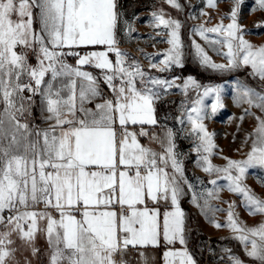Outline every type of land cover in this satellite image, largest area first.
Instances as JSON below:
<instances>
[{
	"label": "snow or ice",
	"instance_id": "obj_1",
	"mask_svg": "<svg viewBox=\"0 0 264 264\" xmlns=\"http://www.w3.org/2000/svg\"><path fill=\"white\" fill-rule=\"evenodd\" d=\"M164 2L177 11L184 8L179 0ZM226 2L232 7L219 24L191 29L192 36L226 48L222 54L226 63L214 62L195 39L191 47L202 67L223 73L250 66L264 82V45L246 40L239 23L245 0ZM218 3L206 0V7L216 9ZM256 4L254 10L264 11V0H256ZM201 16L208 13L201 11L192 18ZM138 19L122 14L119 0H0V224L7 229L0 232V264H6L12 254L9 245L14 231L31 244L38 230L46 233L52 248L50 264L62 260L67 264H117L115 257L130 246L177 242L184 248L166 251V264H196L186 247L180 200L191 193V202L202 214L206 215V210L219 212L222 209L211 207L210 199L218 198L221 189L197 194L185 174L181 154L174 150L172 129L166 130V146L160 141L161 152L142 146L138 139L149 136L145 125H157L155 104L174 87L185 95L190 86L196 90V99L179 119V123L190 125L189 135L198 141L194 145L196 167L209 176L216 174L209 181L213 186L219 179L226 180L227 191L242 197L250 215L264 216V199L244 183L250 169L264 170V92L236 86L234 103L249 106L240 121L253 115L252 108L261 112L254 117L256 136L246 158L224 157L226 166H214L210 157L217 148L215 134L204 121L224 107L223 87L202 86L191 76L177 84L180 77L168 80L151 75L140 60L121 49V43L140 38L133 36ZM225 19L230 21L226 25ZM210 22L211 18L205 24ZM34 24L39 25L38 30ZM148 25L159 29L155 36H166L161 42L170 45L158 61L138 50L150 69L168 72L173 66L182 68L181 21L154 8ZM256 26L264 29V21ZM207 33L217 38L210 39ZM29 51L36 58L35 65L29 62ZM213 51L221 55L219 49ZM68 57H75V66L68 63ZM87 68L99 73L94 75ZM101 83L107 86V93ZM37 96L42 113L48 114L46 129L20 122L25 113L31 115ZM208 97H214L210 112L205 108ZM96 100L102 102L86 106ZM259 182L264 186V180ZM162 202L163 211L159 207ZM227 203V222L211 221L213 226L230 229L244 245L246 255L264 264V223L245 227L236 218L235 202ZM41 204L43 210H35ZM38 220L45 221L46 228L39 229ZM36 251L33 249L34 254ZM225 252L230 264H244L230 250Z\"/></svg>",
	"mask_w": 264,
	"mask_h": 264
},
{
	"label": "rangeland",
	"instance_id": "obj_2",
	"mask_svg": "<svg viewBox=\"0 0 264 264\" xmlns=\"http://www.w3.org/2000/svg\"><path fill=\"white\" fill-rule=\"evenodd\" d=\"M179 2L184 5L182 11H177L170 7L164 0H119V6L124 16L131 18L133 15H136L139 17L134 24L136 31L133 33V36L140 37L139 39H132L129 43H121V49L131 53L137 60H140L143 68L146 71H150L153 76L168 80L180 77V79L176 80L177 84H182L184 79L191 76L202 86L223 87L224 91L222 96L224 107L214 117L205 120L204 123L208 131L215 134L213 140L217 145V148L214 149V154L210 157L211 162L216 167H224L226 166L224 157L234 160L246 158L247 153L251 150V144L255 139L256 128L258 127V122L254 117L261 115L259 109L252 108L250 111L253 115L246 116L243 122L240 121L239 118L243 115L244 109L249 106L243 104L237 107L234 103L233 97L236 95V86L240 85L241 87H248L255 91L264 92V82L260 81L258 76L253 74L250 66H242L237 70L223 73L202 67L196 56L195 49L191 47V41L195 39L197 43L205 48L209 57L214 62L226 63L222 55L227 51L226 48H221L219 45H209L198 35L192 36L191 29L201 24H204L205 27H213L219 24L221 16L230 12L232 7L230 3L226 2V0H219L217 8L211 9L206 7V0H179ZM257 7L256 0H245L241 7L239 23L243 26L245 39L255 46H261L264 45V29L258 28L256 25L258 22L264 21V11L254 10ZM154 8L155 10L163 9L165 13L170 14L171 18L181 21L183 25L181 39L184 45V66L190 64L198 68L204 74L203 78L185 73L182 70L184 66L182 68L173 66L171 71L159 72L154 68L150 69L149 61L143 59L142 52L145 55L155 57V60L158 61L162 59V56L159 54L170 48V45L161 42L167 37L155 36V32L159 31V29H154L148 25ZM201 11L207 12L208 16H201L199 19L192 18L193 16L199 15ZM209 18H211V22L205 24V21L209 20ZM223 22L226 25L230 21L225 19ZM206 35L210 39L217 38L213 33H207ZM149 37L153 38L149 39ZM213 48L219 49L221 55H217L216 51H213ZM16 50L19 52L21 48L18 47ZM138 50H142V52ZM28 59L31 64H36V58L31 51H29ZM96 70L99 73V70ZM49 77L50 74L46 76V79ZM160 91L162 94L164 93V89H160ZM200 91L202 92L203 88ZM35 99L37 103L32 108L31 115L25 113L20 120L22 123H27L30 128L33 127L36 121L39 96ZM195 99L196 90L191 86L187 91V95L184 94L181 88L174 87L168 90L167 94L162 95V98L155 104L157 125H145L144 128L149 132V136H141L140 139L144 144L150 145L152 148L157 149L158 152H161L162 147L160 141H165L166 146V130L172 129L175 133L174 143L176 147L174 150L178 154H181L179 155V159L183 161L185 174L195 186L197 194L206 192V190H215V188L221 189L217 193L218 198L210 199V206L220 208L222 211L211 212L206 210V215L202 214L200 208L191 202V193L183 196L184 204L189 207L191 213V223L194 226V247L198 251L201 264H230L225 249L237 255L244 264H259L258 261L246 255L244 245L234 238L235 234L230 229L227 227L217 229L211 222L215 221L221 224L227 222L228 201L235 202L236 218L245 227L251 228L259 226V224L264 223V216L250 215L243 207L242 197L227 191L225 187L227 184L226 180L219 179L217 180V185L213 186L209 181L215 179L216 174L213 173L209 176L201 168L196 167L195 160L197 159V154L194 151V145L198 141H194L189 135L191 127L187 122L185 124L179 123V119L184 110L190 108L192 101ZM212 102H214V97L205 98L206 111L210 112ZM2 108L3 105H0V109ZM152 136L158 137V140H151L150 137ZM259 180H264V170L259 168L250 169L244 183L257 196L264 199V186H261ZM198 181H203V183L200 184ZM199 203L203 204V200H200ZM4 231H7V229L3 224H0V232ZM38 237L39 240L36 242V245L39 246L38 252L36 251L34 254L31 247L20 249L12 247L15 253L6 264H48L50 248L47 236L41 231ZM248 250H250V245Z\"/></svg>",
	"mask_w": 264,
	"mask_h": 264
},
{
	"label": "crops",
	"instance_id": "obj_3",
	"mask_svg": "<svg viewBox=\"0 0 264 264\" xmlns=\"http://www.w3.org/2000/svg\"><path fill=\"white\" fill-rule=\"evenodd\" d=\"M87 70L92 72L94 75L98 74V71L94 68H87ZM78 84H79V81H78ZM100 88L105 93H107L109 91L107 86L104 85L103 83L100 84ZM39 101H40V97L38 99V111L36 114V121H35L34 125L38 128L46 129L49 127V123L45 122V119H46L48 114L46 112L42 113ZM98 102H102V101L96 100V101H93L92 104H88L86 106L87 107H94V104L98 103ZM130 130H132L131 127H130ZM138 139H139V142L142 146L150 147L154 151L158 152L157 149L152 148L150 145L144 144L141 141L140 137H138ZM183 198L184 197H182L180 200V206H181L182 211H184V213H185V228H186V236H187L186 247H187L188 252L193 256L194 260L196 261V264H201V259L198 256L199 255L198 251L194 247V239H193L194 226L191 223V213H190L189 207H186V205L184 204ZM187 204L189 205L188 202H187ZM149 206H152L151 202H149ZM42 207H44V206L42 205ZM159 207L161 208V211L165 210V205L163 204V202L161 203V205ZM35 210L40 211V210H43V208L42 209H35ZM44 222L45 221H43V220H38V222H37L40 225L41 229L46 228V225H43ZM45 224H46V222H45ZM47 241H48V239H47ZM48 245H49V243H48ZM49 248H50V252L48 255V264H50V257L52 254V248L50 246H49ZM183 248H184V246L180 245L178 242L175 245H169V246H166L163 243H161L159 247L148 246L145 248H140V247L132 248L130 246L127 251H122L119 255H117L115 257V259H116L117 264H166V261L164 259V253L166 251H169V250L181 251V250H183ZM141 253H143V256L141 255ZM61 264H67V261L62 260ZM177 264H178V262H177Z\"/></svg>",
	"mask_w": 264,
	"mask_h": 264
},
{
	"label": "trees",
	"instance_id": "obj_4",
	"mask_svg": "<svg viewBox=\"0 0 264 264\" xmlns=\"http://www.w3.org/2000/svg\"><path fill=\"white\" fill-rule=\"evenodd\" d=\"M38 26H39L38 24H34V28H35V29H37ZM67 60H68V63H70V64H72L73 66H75V63H76V59H75V57H68ZM86 67H87V66H86ZM182 70H183L185 73H190V74H192V75H195V76L198 77V78H203V76H204V74L201 73V71H200L198 68H196V67H194V66H192V65H190V64H187L186 66H184V67L182 68ZM138 129H139V126H136V130H137V131H138ZM186 207H187V206H186ZM43 225H46L45 222L43 223ZM38 228L41 229V227H40L39 224H38ZM40 232H41V231H39V230L36 232V235H35L34 240L31 242V244H29V243L25 242L24 240H22V239L20 238L19 234L16 233V232L14 231V232L12 233V236H11V240L13 241V243L9 245V248H10L11 250H13V248H16V249L19 248V249H20V248H29V247H31L32 249H37V250L39 251V246L36 245V242L39 240L38 235H39ZM42 232H44V231H42ZM44 233H45V232H44ZM16 245H17V246H16ZM12 247H13V248H12ZM38 251H37V252H38ZM14 253H15V251L13 250L11 256H10L9 258L6 259V263H8V262L11 260V257H13Z\"/></svg>",
	"mask_w": 264,
	"mask_h": 264
},
{
	"label": "built area",
	"instance_id": "obj_5",
	"mask_svg": "<svg viewBox=\"0 0 264 264\" xmlns=\"http://www.w3.org/2000/svg\"><path fill=\"white\" fill-rule=\"evenodd\" d=\"M24 94H25V95H28V93H24ZM42 208H43V207H42V204H41V205L37 206L36 209H42ZM8 215H9L8 211L5 210V212H4V216L7 217Z\"/></svg>",
	"mask_w": 264,
	"mask_h": 264
},
{
	"label": "bare ground",
	"instance_id": "obj_6",
	"mask_svg": "<svg viewBox=\"0 0 264 264\" xmlns=\"http://www.w3.org/2000/svg\"><path fill=\"white\" fill-rule=\"evenodd\" d=\"M232 197V196H231Z\"/></svg>",
	"mask_w": 264,
	"mask_h": 264
}]
</instances>
